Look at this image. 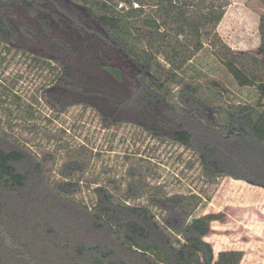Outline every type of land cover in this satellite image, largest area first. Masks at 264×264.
Returning a JSON list of instances; mask_svg holds the SVG:
<instances>
[{
  "label": "trees",
  "instance_id": "16d2710c",
  "mask_svg": "<svg viewBox=\"0 0 264 264\" xmlns=\"http://www.w3.org/2000/svg\"><path fill=\"white\" fill-rule=\"evenodd\" d=\"M229 4L0 0V43H41L47 51L29 52L55 65L53 87L83 98L106 126L132 124L191 150L207 183L228 177L264 189V12L256 55L238 53L217 32ZM205 46L239 87L255 89V103L223 107L180 76ZM48 163L0 129V264L240 263L238 250L214 258L203 238L222 214L193 217L198 195L168 196L131 177L124 191L114 181L96 186L87 205L74 170L54 180ZM143 196L147 205L129 202Z\"/></svg>",
  "mask_w": 264,
  "mask_h": 264
},
{
  "label": "rangeland",
  "instance_id": "374dc122",
  "mask_svg": "<svg viewBox=\"0 0 264 264\" xmlns=\"http://www.w3.org/2000/svg\"><path fill=\"white\" fill-rule=\"evenodd\" d=\"M228 1L227 22L219 36L233 51L256 55L264 0ZM29 51L47 50L41 43L22 42L17 49L0 43V129L35 155H47L52 179L60 178L63 167L74 170L73 180L81 188L76 198L87 205L94 202L96 186L114 181L124 191L131 177L161 187L168 196L198 195L201 203L193 217L222 214L203 238L212 246L214 258L220 251L238 250L243 253L239 264H264V189L228 177L209 184L191 150L156 139L132 124L106 126L97 110L81 102L83 98L53 87L55 65L47 66ZM180 76L223 107L255 103V89L239 87L209 46L186 64ZM177 91L173 86L171 102ZM54 101L67 106L59 111L50 105ZM129 202L147 205L146 196Z\"/></svg>",
  "mask_w": 264,
  "mask_h": 264
},
{
  "label": "crops",
  "instance_id": "0c3cea01",
  "mask_svg": "<svg viewBox=\"0 0 264 264\" xmlns=\"http://www.w3.org/2000/svg\"><path fill=\"white\" fill-rule=\"evenodd\" d=\"M226 14H227V12H225V14H224V16H223V18H222V20L220 21V23H219V25H218V27H217V31H218V33L220 34V32L222 31V29H223V27H225L224 25L226 24V20H227V16H226ZM259 44H260V39L258 38V46L257 47H259ZM234 50V49H233ZM253 98L255 99L256 98V95L254 94L253 95ZM262 102L264 103V97L262 98Z\"/></svg>",
  "mask_w": 264,
  "mask_h": 264
},
{
  "label": "built area",
  "instance_id": "2783aa9c",
  "mask_svg": "<svg viewBox=\"0 0 264 264\" xmlns=\"http://www.w3.org/2000/svg\"><path fill=\"white\" fill-rule=\"evenodd\" d=\"M134 7H137V5L135 4Z\"/></svg>",
  "mask_w": 264,
  "mask_h": 264
}]
</instances>
